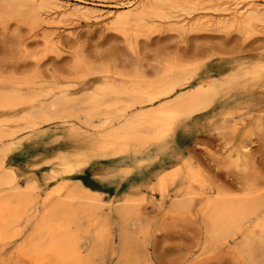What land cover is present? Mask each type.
Returning <instances> with one entry per match:
<instances>
[{"label":"rangeland","instance_id":"rangeland-1","mask_svg":"<svg viewBox=\"0 0 264 264\" xmlns=\"http://www.w3.org/2000/svg\"><path fill=\"white\" fill-rule=\"evenodd\" d=\"M81 1H56L58 4L68 5L80 2L79 4L91 7V10L78 17V20L74 16L66 19L58 30L46 27L43 22L30 24L21 13L0 19V76H3L0 79L4 81L0 82L1 90L9 89L11 84H17L15 87L18 89L23 86L20 90H26L27 86L22 79L37 72L42 79H35L41 80L45 86H65L80 93L94 87V83L98 86L110 81L117 83L121 79L129 81L136 75L153 80L161 74L166 64L179 63L188 68L184 73H189L190 78L171 96L177 97L202 85L212 87L213 94L209 96L212 98H209L206 106L187 114V117L180 115L167 134L154 143L127 147L116 155L111 154L113 149H109L106 156L87 153L88 144L83 131L78 137L72 135L74 127L79 123L75 118L66 122L42 121L34 127L35 129H28L6 121L4 113L0 111V123L12 133V143L8 145L4 156L5 165L15 171L20 183L29 177L32 178L39 185L38 190L43 195L57 180L66 178L67 183H70L71 179H78L82 184L101 191L106 201L115 202L124 194H133L139 198L140 216L148 224L143 248L150 264H243L241 256L232 251L229 245L215 246L206 242L199 204L206 197L213 198L224 194L231 198L264 194V24L253 26L250 30L215 27L185 31L171 19L172 23H168L170 20L154 21L143 26L127 25L119 30L110 23L109 14L105 13L115 10L116 7L110 5L117 4L119 0ZM96 9H101V16H97ZM55 14L53 12L51 16ZM157 25L159 26L156 27ZM148 28L152 31H148ZM183 30L186 33H183ZM54 31H58V34L53 35ZM46 39L51 41V46L47 47ZM134 49L137 51L134 52ZM32 54L33 58L30 57ZM251 68L261 72L258 71L260 73L256 72L252 76L240 75ZM15 77L17 79L12 80ZM18 81L22 83L19 86ZM159 101L156 100L154 104ZM99 121L96 118L92 120L93 124ZM67 122H70L69 125ZM160 148L163 149L159 150ZM76 152L85 154H82V167L78 165V170L75 168L70 173H64L58 158L62 155L73 156ZM175 165L182 172H179L173 181L167 180L164 191L160 192L155 185L156 179ZM123 168H126V171L122 172ZM186 168L193 174V180L189 183L193 204L187 211L173 210L171 203L182 193L177 190H188ZM18 229L21 235L11 242H0V264L27 263L19 255L17 248L29 232L30 225L23 224ZM115 259L113 257L112 263Z\"/></svg>","mask_w":264,"mask_h":264},{"label":"bare ground","instance_id":"bare-ground-1","mask_svg":"<svg viewBox=\"0 0 264 264\" xmlns=\"http://www.w3.org/2000/svg\"><path fill=\"white\" fill-rule=\"evenodd\" d=\"M56 1L2 0V2L0 1V19L21 13L29 20L30 24L43 22L46 27H53L52 29L58 30L60 24L64 23L66 19H71L72 16L77 19L91 10V7L83 5V3L79 4L82 2L81 0L72 5L58 4ZM110 6L116 7V9L108 10L105 13L109 14L110 23L119 30L127 25L143 26L154 21L170 20L169 23L171 19L175 20L173 23L185 31L194 30L193 28L212 29L215 27L229 28V30L232 29L230 27H238L250 30L253 26L264 24V0H119L117 4ZM53 8L55 11H52ZM95 11L97 16H101L103 13L100 12L101 9ZM53 12L56 14L52 17ZM18 18L22 17L19 16ZM149 30L151 28H148ZM184 30L183 33H186ZM72 32L75 33V31ZM122 33L126 34L123 31ZM57 34L58 31H54L53 35ZM146 36L148 35L146 34ZM55 37L57 38V36ZM45 41L47 47L51 46L49 39ZM41 45L43 44L41 43ZM64 51L62 52L64 53ZM73 51L75 50L73 49ZM35 55L37 54L35 53ZM195 60L197 59L195 58ZM98 63L103 64L100 61ZM187 69L179 63H168L163 67L161 74L153 80L132 75L133 78H130L129 81L121 79L117 83L116 81L112 83L109 80L110 82L100 83L101 85L98 84V86L94 83V87L80 93L65 86L54 87L52 84L45 86L40 79V81L35 79L41 78V75L34 72L30 77L24 76L23 79L25 80L22 79L24 85L27 86L26 90H20L23 86L18 89L15 87L17 84H11L9 89H0V111L4 113L6 121L28 127V129L34 128L42 121L59 120L66 122L70 118H75L79 123H75L76 126L72 135L78 137V134L84 132L88 144L87 153L106 156L107 150L113 149L111 154L116 155L125 151L127 147L133 148L146 143L149 144V142L154 143L167 134L180 115L186 116L208 104L209 98H212L209 96L213 94L211 92L212 87L209 86L201 85L188 93L182 94L181 92L182 95L171 96L178 88L188 82L190 74L185 75ZM258 71L256 68H251L243 71L240 75L252 76ZM2 77L0 76V78ZM17 78H12V80ZM2 81L3 79L0 82ZM8 82L10 83V81ZM17 83L18 86L22 84L20 81ZM156 100L160 101L154 104ZM94 118L99 119V123L93 124ZM68 123L70 122H67V125H69ZM31 132L33 133V131ZM11 136L12 133L5 128L4 124L0 123V242H11L16 236L21 235L18 228L23 224H29L30 230L17 248L19 255L28 264H150L143 248L148 234V224L140 216L139 198L137 199L133 194H124L121 199H117L115 202L106 201L103 199L101 191L82 184L78 179H71L69 180L70 183H67L66 178L52 183L53 187L45 195L40 194L39 185L32 178L29 177L20 183L15 171L5 165L4 156L8 145L12 143ZM161 149L163 148L159 150ZM76 153L73 156L59 155L58 162L64 173L72 172L82 162L85 154ZM125 156L127 157V154ZM150 158L152 159V156ZM80 167L82 166L80 165ZM76 170L78 169L76 168ZM79 170L81 172V169ZM123 171H126V168ZM179 172L180 168L175 165L170 171L161 174L155 181L156 188L160 192L164 191L165 182L167 180L173 181ZM185 177L188 182L186 185L188 190L176 189L178 193H182L171 203L173 210L187 211L193 204V196L189 190V183L193 180V174L189 168H186ZM191 184L195 186L194 183ZM139 191L141 190L139 189ZM224 195L213 198L206 197L199 204L206 242L215 246L229 245L232 251L241 256L243 264L264 263V194L234 198ZM113 257L116 259L112 263Z\"/></svg>","mask_w":264,"mask_h":264}]
</instances>
